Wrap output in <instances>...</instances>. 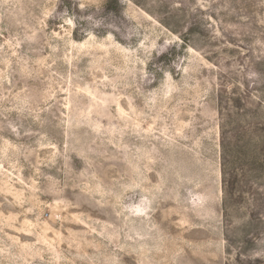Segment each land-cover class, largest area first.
Wrapping results in <instances>:
<instances>
[{
  "label": "rangeland",
  "instance_id": "obj_1",
  "mask_svg": "<svg viewBox=\"0 0 264 264\" xmlns=\"http://www.w3.org/2000/svg\"><path fill=\"white\" fill-rule=\"evenodd\" d=\"M0 264H264V0H0Z\"/></svg>",
  "mask_w": 264,
  "mask_h": 264
}]
</instances>
